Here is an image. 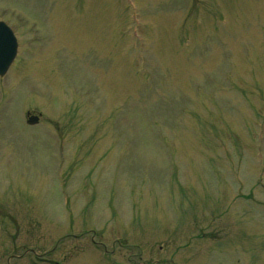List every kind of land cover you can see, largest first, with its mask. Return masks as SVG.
<instances>
[{
    "label": "rangeland",
    "instance_id": "374dc122",
    "mask_svg": "<svg viewBox=\"0 0 264 264\" xmlns=\"http://www.w3.org/2000/svg\"><path fill=\"white\" fill-rule=\"evenodd\" d=\"M0 19V264H264V0Z\"/></svg>",
    "mask_w": 264,
    "mask_h": 264
},
{
    "label": "water",
    "instance_id": "95a60500",
    "mask_svg": "<svg viewBox=\"0 0 264 264\" xmlns=\"http://www.w3.org/2000/svg\"><path fill=\"white\" fill-rule=\"evenodd\" d=\"M16 39L10 28L0 21V74H4L16 53ZM38 116L31 115L27 122L36 123Z\"/></svg>",
    "mask_w": 264,
    "mask_h": 264
},
{
    "label": "flooded vegetation",
    "instance_id": "af4514ba",
    "mask_svg": "<svg viewBox=\"0 0 264 264\" xmlns=\"http://www.w3.org/2000/svg\"><path fill=\"white\" fill-rule=\"evenodd\" d=\"M44 261L46 262V263H50V259H44Z\"/></svg>",
    "mask_w": 264,
    "mask_h": 264
}]
</instances>
